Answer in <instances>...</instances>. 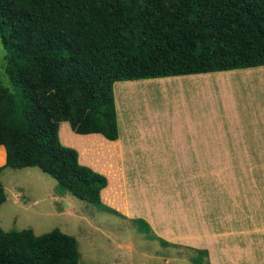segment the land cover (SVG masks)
I'll return each mask as SVG.
<instances>
[{
	"label": "trees",
	"instance_id": "trees-1",
	"mask_svg": "<svg viewBox=\"0 0 264 264\" xmlns=\"http://www.w3.org/2000/svg\"><path fill=\"white\" fill-rule=\"evenodd\" d=\"M0 40L10 84L0 80V175L37 167L104 210L106 177L62 144L59 123L116 140L115 82L263 66L264 0H0ZM138 224L149 239L177 245ZM207 255L196 249L192 264ZM79 259L76 238L58 228H0V264Z\"/></svg>",
	"mask_w": 264,
	"mask_h": 264
},
{
	"label": "rangeland",
	"instance_id": "rangeland-1",
	"mask_svg": "<svg viewBox=\"0 0 264 264\" xmlns=\"http://www.w3.org/2000/svg\"><path fill=\"white\" fill-rule=\"evenodd\" d=\"M4 56L0 40V80L10 86ZM123 86L122 126L124 111L138 113L150 101L144 100L148 92ZM258 154L262 156L261 151ZM260 156L125 158V196L131 215L110 205L111 210L99 209L60 190L57 181L37 167H5L0 175L6 194L0 205V228H30L36 235L58 228L76 238L79 264H192L196 249L208 251L204 264H264V157ZM139 218L157 236L177 245L149 239L138 229Z\"/></svg>",
	"mask_w": 264,
	"mask_h": 264
},
{
	"label": "crops",
	"instance_id": "crops-1",
	"mask_svg": "<svg viewBox=\"0 0 264 264\" xmlns=\"http://www.w3.org/2000/svg\"><path fill=\"white\" fill-rule=\"evenodd\" d=\"M123 85L148 92L144 100H150L138 113L124 111V127L119 106ZM113 92L116 140L76 134L67 121L59 123L58 133L62 144L77 150L80 163L106 177L102 202L126 215L132 212L126 202L125 158H253L260 151L264 157V65L117 81ZM0 149L5 157L4 147Z\"/></svg>",
	"mask_w": 264,
	"mask_h": 264
}]
</instances>
